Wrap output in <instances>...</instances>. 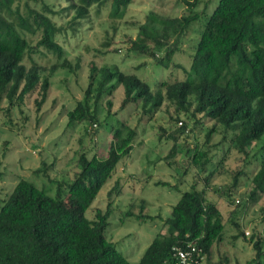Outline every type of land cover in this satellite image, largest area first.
<instances>
[{"label":"trees","instance_id":"obj_1","mask_svg":"<svg viewBox=\"0 0 264 264\" xmlns=\"http://www.w3.org/2000/svg\"><path fill=\"white\" fill-rule=\"evenodd\" d=\"M17 1L0 0V98L4 97L8 105L0 109L7 115L34 92L39 94L36 99L39 109L48 98L50 76L59 69L76 74L81 66L79 60L73 63L67 57L56 38L65 28L28 3L24 14ZM132 1L66 0L65 10L72 11L73 20L77 21L89 17L93 6L100 11L109 4V15L122 18ZM184 1L188 10L179 16H162L150 11L146 21L139 25L138 36L127 40L129 52L149 55L165 66L171 63L182 66L173 63V57L182 49L190 27L206 17L193 44L190 69L183 67L186 77L162 80L153 90L137 74L125 72L117 65L99 67L92 63L84 97L67 113L68 125L97 122L100 101L122 85V108L135 103L140 114L153 118L166 106L170 121L182 124L180 129L184 132L187 127L182 114L195 117L197 123L209 122L207 143L217 132H222L224 137L232 132L231 143L243 154H248L251 146L260 144L261 160L258 169L250 175L249 197L242 202L232 194L233 189H238L239 177L244 171H225L224 156L213 164L208 149L195 147L192 165L202 168V173L210 163L212 166L202 180L198 179L202 173L198 174L192 188L182 193L169 216H160L164 228L137 264H181L173 256V248L188 249L192 245L198 249L195 256L200 260L195 264H202L204 260L207 264H230L228 253L220 251L227 235V220L219 203L210 196L212 192L236 204L228 221L236 230L232 238H243L252 245L254 256L248 263L264 264V234L256 229L248 233L237 219L241 206L248 205L249 199L253 204L264 195V0H219L213 11L203 16L193 9L200 0ZM44 6L50 13H56L48 4ZM29 34H40L36 45ZM39 47L54 53L58 60L50 67L35 61L30 65L25 63L26 54ZM107 105L110 110L112 99H108ZM111 131L113 138L107 155L100 156L97 151L89 155L85 148L80 149L76 169L68 179L58 180L55 193L20 178L1 199L0 264H134L107 237L113 200L105 208L97 206L92 208V214H86L103 185L114 175L118 163L131 154L138 136L136 127L122 121L112 126ZM169 136L176 139L175 133ZM177 148L173 145L165 159L179 167ZM220 173H229L232 183L224 188L215 184L214 177ZM118 184L116 181L109 196L113 192L118 194ZM146 205L142 201L137 216L133 203L126 215L155 218L144 213ZM217 250L219 258L215 260Z\"/></svg>","mask_w":264,"mask_h":264},{"label":"rangeland","instance_id":"obj_2","mask_svg":"<svg viewBox=\"0 0 264 264\" xmlns=\"http://www.w3.org/2000/svg\"><path fill=\"white\" fill-rule=\"evenodd\" d=\"M218 1L200 0L193 9L203 16L212 12ZM26 3L49 14L58 26L65 28L56 38L65 48L67 57L73 63L79 60L81 66L76 74L59 69L50 76L48 98L39 109L36 104L38 92L30 93L20 107L11 109L10 115L1 111L8 105L4 97L0 98V172L3 173L0 177V201L12 191L20 178H27L40 187H48L55 193L58 180L68 179L76 169L80 149L85 148L89 155L94 151L100 156L107 155L113 138L111 127L120 125L121 121L138 130L134 148L129 156L118 163L114 175L103 185L86 214H92V208L97 206L105 208L113 200L114 211L110 217L107 237L114 241L132 263L139 262L146 248L164 228L160 216L166 218L170 215L182 193L190 190L198 174L202 173V168L191 163L195 147L208 149L213 164L224 156L222 166L225 171H244L239 177L238 189H233L232 196L241 202L248 199L252 187L250 175L258 169L262 156L260 144L251 146L248 154H243L231 143L232 132L227 137L222 132H217L207 143L209 122L197 123L195 117L182 114L181 119L187 127L184 132L180 129L182 124L170 121L166 106L155 113L153 118L140 114L135 103L122 108V85L110 97L105 96L100 101L97 122L84 121L68 125L67 113L84 97L92 63L99 67L106 64L117 65L125 72L137 74L153 90L162 80L184 79L187 72L183 67L190 69L189 57L206 17L190 27L182 49L173 57V63L182 66L172 63L165 66L149 55L129 52L127 39L138 36L139 25L146 21L150 11L173 17L187 12L188 6L184 0H133L122 18H112L109 15V4L100 11L93 6L89 17L77 21L73 20L72 11L65 10L68 6L66 0H18L16 5L20 6L24 14L27 13ZM44 4H48L56 13L45 10ZM29 36L33 45H36L40 34ZM104 42L111 44L105 45ZM161 53L163 51L159 54ZM57 60L54 53L39 47L28 52L24 61L29 65L35 61L50 67ZM142 63L144 64L141 65ZM109 98L113 101L110 110L107 105ZM169 133H175L176 139L171 138ZM173 145L179 147V167L170 165L165 159ZM212 163L207 166V171ZM38 169L41 170L36 172ZM207 171L198 179L202 180ZM116 181H119V192H113L109 196ZM214 181L223 188L232 183L229 173L216 175ZM209 194L219 203L227 220V235L220 251L228 253L230 264H251L248 261L254 256L252 245L243 238H232L236 230L228 221L234 214L236 204L229 203L225 196L216 192ZM142 201L147 204L144 213L155 218L137 217ZM133 203V211L137 216H127ZM237 219L248 233L256 229L264 234V195L253 204H250L249 199L248 205L241 206ZM247 232L246 236L250 238ZM220 251L215 252V260H218ZM202 264H207V261L204 260Z\"/></svg>","mask_w":264,"mask_h":264},{"label":"built area","instance_id":"obj_3","mask_svg":"<svg viewBox=\"0 0 264 264\" xmlns=\"http://www.w3.org/2000/svg\"><path fill=\"white\" fill-rule=\"evenodd\" d=\"M198 249L195 246H191V248H181L179 246H175L173 248V256L177 259V261L181 264H195L199 263L200 260L196 254Z\"/></svg>","mask_w":264,"mask_h":264}]
</instances>
